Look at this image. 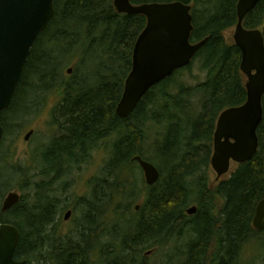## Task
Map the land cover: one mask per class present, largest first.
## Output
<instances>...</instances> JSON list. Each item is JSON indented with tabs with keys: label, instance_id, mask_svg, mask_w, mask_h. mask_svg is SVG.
Wrapping results in <instances>:
<instances>
[{
	"label": "trees",
	"instance_id": "obj_1",
	"mask_svg": "<svg viewBox=\"0 0 264 264\" xmlns=\"http://www.w3.org/2000/svg\"><path fill=\"white\" fill-rule=\"evenodd\" d=\"M112 1L55 0L54 15L30 50L12 102L0 113L6 138L55 97L51 119L60 133L33 176L21 173L19 203L0 212V225L19 232L13 259L24 264H240L243 246L264 242V233L251 226L264 197V94L254 157L213 192L203 171L219 113L246 98L240 51L224 37L236 24L237 0H130L134 5L199 4L191 8L190 43L207 41L188 67L153 87L125 119L114 111L146 20L116 13ZM243 27L261 29L264 39V0ZM195 64L205 78L193 86L181 83ZM66 67L72 69L70 77ZM107 141L109 154L88 183V196L75 195L70 204L62 180ZM136 155L158 169L154 185L144 184L132 161ZM192 205L197 211L187 216ZM68 209L78 217L65 229L60 215Z\"/></svg>",
	"mask_w": 264,
	"mask_h": 264
},
{
	"label": "water",
	"instance_id": "obj_2",
	"mask_svg": "<svg viewBox=\"0 0 264 264\" xmlns=\"http://www.w3.org/2000/svg\"><path fill=\"white\" fill-rule=\"evenodd\" d=\"M54 0H0V113L8 109L20 82L30 50L51 21ZM261 0H237L236 24L233 44L241 54L239 69L246 77V102L239 107L224 110L218 116L211 164L221 177L228 170L232 158L242 164L256 153V129L262 121L261 100L264 94V39L262 30L243 27L245 17ZM118 14L141 15L146 25L138 35L131 53V69L127 74L120 100L115 108L119 119L127 118L145 94L154 86L170 78L176 71L188 66L207 38L191 44L193 30L191 6L182 2L147 3L133 6L130 0H113ZM70 71V70H69ZM70 74V72H68ZM32 131L28 132L25 140ZM3 128L0 126V141ZM225 138L228 146L222 145ZM234 140L229 145L227 140ZM143 172L147 186L159 179L158 170L139 156L132 158ZM226 164V165H225ZM16 192L8 193L2 201L1 213H6L19 203ZM138 206L135 207V211ZM195 208L187 210L192 214ZM66 211L63 219H69ZM264 198L255 207L252 227L264 230ZM19 241L18 230L8 224L0 225V264L16 262L13 254Z\"/></svg>",
	"mask_w": 264,
	"mask_h": 264
},
{
	"label": "rangeland",
	"instance_id": "obj_3",
	"mask_svg": "<svg viewBox=\"0 0 264 264\" xmlns=\"http://www.w3.org/2000/svg\"><path fill=\"white\" fill-rule=\"evenodd\" d=\"M195 8H201V6L197 4ZM233 31L234 27L224 32V37L229 43H232ZM196 66L197 64H195L193 70H191L190 73H183L181 83L193 86L196 85L195 83L202 81L205 78V74L200 72ZM71 70V67H66L64 70V74L66 73L65 76L70 77L72 75ZM68 72H70V74H68ZM178 78H180V76H178ZM193 103L195 104L197 110V100H194ZM54 107L55 97H52L48 100L42 113H40L38 116H31L28 118L26 117L22 122L18 123L19 127L17 129L10 130L9 135L6 138L3 137V140L0 143V193L2 194L0 197V209L1 203L8 193L16 192L19 195H23V193L19 191L20 188L18 186L21 173L27 176H33V169L36 166L35 164L40 162V158L43 154H47L46 151L54 139L60 136V133L57 132V126L54 125L51 119V112ZM30 131H32V134L27 140H25V136ZM149 143L151 144V142ZM104 144V147L97 148L95 152L91 150L88 162L86 164H80L78 167V164H75L74 169L71 170V174L69 175L70 178H65L62 180V183H65V185L62 187L66 189L67 193L65 195L67 196L70 204L75 195L79 197L88 196V183L95 176L100 174L105 165L104 163L106 162L107 154H109V142L107 141ZM11 154L12 157L10 160ZM5 158H7L8 161L4 163ZM42 159L44 158L42 157ZM19 168H22L21 172L19 171ZM234 168L235 165L231 167L230 171H232ZM207 174L208 183L211 185H216L219 181L226 179L229 175L227 174L221 177L220 180L216 182V176L211 169H209ZM4 185L7 186V189L3 190L2 192L1 188ZM26 193L29 192H24V194ZM144 193V190L138 193V196L140 197L139 199H142ZM218 200L219 198H217L215 202ZM138 205H140V203H138ZM69 210H71L72 213V209ZM64 213L65 212L61 213L60 218L64 223L62 226L65 229H68L74 224V218L78 217V213H72L68 221L63 220ZM123 225L125 224L121 223V227ZM58 226L63 228L61 225ZM106 229L109 232L111 228L107 225ZM263 249L264 242L261 243V240H256L252 244L246 245L245 248L243 246V250L241 251V256L239 257L238 261L240 264H264V254L261 251Z\"/></svg>",
	"mask_w": 264,
	"mask_h": 264
},
{
	"label": "flooded vegetation",
	"instance_id": "obj_4",
	"mask_svg": "<svg viewBox=\"0 0 264 264\" xmlns=\"http://www.w3.org/2000/svg\"><path fill=\"white\" fill-rule=\"evenodd\" d=\"M245 94H246V92H245ZM245 101H246V98H245ZM245 101H244V103H245ZM243 103V104H244ZM242 104V105H243ZM242 105H240V106H242ZM217 119H218V117H217ZM217 119H216V122H217ZM216 122H215V126H214V130H213V132H212V136H211V141H210V145H211V155H210V157H209V162H208V164H207V167L206 168H204L203 169V171L206 173V182H207V186H208V189L211 191V192H213L214 190H215V188L221 183V182H224V181H227L229 178H230V176L233 174V173H236L238 170V167H239V163H237V162H235L232 158H230L229 159V161H228V170L226 171V173H224V175H222L221 177H223V176H225V175H227V174H229L228 175V177L226 178V179H224V180H221V181H219L220 180V178L221 177H217V173H216V170H214L213 169V167H212V164H211V159H212V156H213V149H214V140H215V137H214V135H215V128H216ZM221 142L223 143L222 145H225V146H228L226 143H224L225 142V138L224 137H222L221 138ZM227 143L229 144V145H232V144H234V140H231V139H228L227 140ZM258 149V148H257ZM256 154V153H255ZM137 156V155H136ZM135 157V156H134ZM254 157V156H253ZM252 157V158H253ZM251 158V159H252ZM250 159V160H251ZM249 160V161H250ZM248 162V161H247ZM247 162H245V163H243V164H246ZM226 165V164H225ZM233 165H235V168L232 170V171H230L231 170V167L233 166ZM140 169V168H139ZM209 169H211L213 172H214V174H215V181L216 182H218L216 185H211V184H209L208 183V172H209ZM237 170V171H236ZM140 172H141V170H140ZM142 173V172H141ZM144 180V179H143ZM217 198H220V197H218L217 195H215V197H214V200H216ZM264 198V197H263ZM262 198V199H263ZM220 200V199H219ZM261 200V199H260ZM259 200V201H260ZM191 207H193V208H195V211L192 213V214H188L187 213V210L189 209H187L186 210V214H187V216H192V215H194L195 213H196V211H197V209H196V206L195 205H192ZM190 207V208H191ZM254 215H255V212H254ZM253 218H254V216H253ZM263 220H264V218H263ZM252 222H253V219H252ZM252 222H251V226H252ZM253 228V227H252ZM255 230V229H254ZM256 231V230H255ZM256 232H258V233H264V230H262V231H256Z\"/></svg>",
	"mask_w": 264,
	"mask_h": 264
},
{
	"label": "bare ground",
	"instance_id": "obj_5",
	"mask_svg": "<svg viewBox=\"0 0 264 264\" xmlns=\"http://www.w3.org/2000/svg\"><path fill=\"white\" fill-rule=\"evenodd\" d=\"M115 112V111H114ZM115 115H116V113H115ZM117 116V115H116ZM109 150V149H108ZM131 235V234H130Z\"/></svg>",
	"mask_w": 264,
	"mask_h": 264
}]
</instances>
